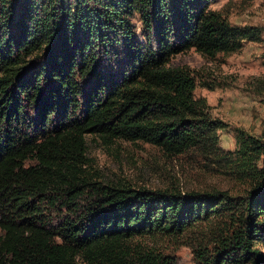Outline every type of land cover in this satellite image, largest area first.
<instances>
[{"label": "trees", "instance_id": "1", "mask_svg": "<svg viewBox=\"0 0 264 264\" xmlns=\"http://www.w3.org/2000/svg\"><path fill=\"white\" fill-rule=\"evenodd\" d=\"M216 1L0 0V264H177L135 238L194 232L200 264H264V132L238 129L224 149L195 75L168 67L262 39ZM88 134L194 154L248 187L103 185L85 169Z\"/></svg>", "mask_w": 264, "mask_h": 264}, {"label": "rangeland", "instance_id": "2", "mask_svg": "<svg viewBox=\"0 0 264 264\" xmlns=\"http://www.w3.org/2000/svg\"><path fill=\"white\" fill-rule=\"evenodd\" d=\"M211 8L232 24L260 28L262 39L246 41L240 50L214 57L192 48L173 56L168 67L191 70L197 81L195 97L206 98L212 117L226 125L219 131L221 146L235 150L238 129L254 136L264 132V0H217ZM134 22L137 35L143 39L139 15ZM87 146V174L103 185L126 184L149 190L179 188L186 193L221 189L232 195L242 194L248 187L214 161L190 153L172 156L143 141L109 142L98 134H88ZM54 214L59 216V212ZM209 227L199 229L206 232ZM196 235V232L172 237L145 235L136 237L134 243L145 250L169 254L177 264H200L187 244Z\"/></svg>", "mask_w": 264, "mask_h": 264}]
</instances>
